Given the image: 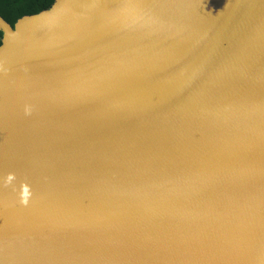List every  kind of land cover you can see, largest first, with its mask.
I'll list each match as a JSON object with an SVG mask.
<instances>
[{
  "label": "water",
  "instance_id": "water-1",
  "mask_svg": "<svg viewBox=\"0 0 264 264\" xmlns=\"http://www.w3.org/2000/svg\"><path fill=\"white\" fill-rule=\"evenodd\" d=\"M0 32V264H264V0Z\"/></svg>",
  "mask_w": 264,
  "mask_h": 264
},
{
  "label": "trees",
  "instance_id": "trees-1",
  "mask_svg": "<svg viewBox=\"0 0 264 264\" xmlns=\"http://www.w3.org/2000/svg\"><path fill=\"white\" fill-rule=\"evenodd\" d=\"M55 0H0V16L12 27L24 16L48 9ZM2 33L0 32V44Z\"/></svg>",
  "mask_w": 264,
  "mask_h": 264
}]
</instances>
